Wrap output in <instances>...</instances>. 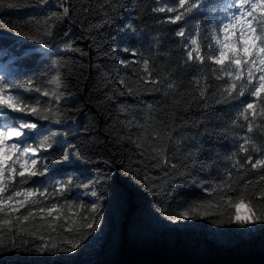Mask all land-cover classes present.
Returning a JSON list of instances; mask_svg holds the SVG:
<instances>
[{
	"label": "trees",
	"instance_id": "16d2710c",
	"mask_svg": "<svg viewBox=\"0 0 264 264\" xmlns=\"http://www.w3.org/2000/svg\"><path fill=\"white\" fill-rule=\"evenodd\" d=\"M226 2L212 0L221 7ZM177 3L3 0L0 63L7 71L0 74L20 86L19 94L28 103L39 101L40 114L49 116L37 129L39 135L27 139L32 144H51L38 154L39 160H47L51 174L33 177L27 185L49 183L54 189L57 183L71 180L73 186L57 200L99 206L95 214L84 209L82 218L87 219L72 226L63 218L52 224L53 219L37 216L22 226L46 239L51 235L59 243L75 236L65 228L84 231L83 224L95 222L99 227L91 230L88 239L100 236L102 242L90 250L80 245L69 260L64 252L35 251L41 241L28 235L16 238L17 243L28 240L27 245L12 249V234L5 228L2 235L8 247L0 246V264H264V224L257 235L247 238L243 226L228 222L234 209L215 206L223 205L219 200L223 193L218 190L210 196L204 191L227 181L226 173L231 171L238 189L246 180L254 182L245 195L264 211V201L255 198V192L264 188V182L255 181L264 173L247 171L239 179L246 170L237 173L230 159L236 153L243 162L238 146L247 133L233 127L232 120L246 98L217 103L223 84L210 73L211 86L204 99L199 97L192 81L197 69L185 63L184 41L175 35L180 25L166 19L174 13L152 11ZM63 7L69 8L66 17ZM218 18L223 17L218 14ZM204 19L189 18L185 27L192 31L196 20ZM66 44L72 50H66ZM56 78L58 84L52 82ZM153 79L159 82L153 84ZM29 80L42 91L55 92L59 101L26 91ZM45 108L51 111L45 113ZM257 122L264 126V120ZM247 135L264 145L260 129ZM154 149L163 150V156ZM164 158L168 163L162 162ZM227 195L236 197L238 191ZM209 200L210 208L197 204L199 218H167ZM206 211L214 215L203 216Z\"/></svg>",
	"mask_w": 264,
	"mask_h": 264
},
{
	"label": "snow or ice",
	"instance_id": "6c2138e0",
	"mask_svg": "<svg viewBox=\"0 0 264 264\" xmlns=\"http://www.w3.org/2000/svg\"><path fill=\"white\" fill-rule=\"evenodd\" d=\"M2 5L3 0H0V6ZM152 11L174 13L166 19L172 24L180 25L175 30V35L184 41L185 63L197 69V74L192 77V81L198 87L199 97L204 99L211 86L210 73L214 81L223 84L219 90L220 99L217 103L227 104L230 100L246 98L241 100L242 107L236 112L232 126L246 130L247 134L253 133L254 129H260L264 133V126L257 122L258 118L264 120V0H227L223 7L214 5L212 0H178L176 6L154 8ZM63 14L65 17L68 16V7H63ZM218 14L223 18L219 19ZM198 16H203L205 19L196 20L192 31H188L185 25L188 24L189 18L194 19ZM42 47L49 49L51 45L42 43ZM65 49L72 50V45L66 44ZM144 70L148 72L147 60L144 61ZM148 74L152 75L151 72ZM52 82L58 84L59 79L56 78ZM151 82L156 84L159 81L153 79ZM19 87L12 79L0 74V217H2L0 218V246L8 247L4 244L2 235L7 228L8 233L12 234L10 241L12 249L18 250L22 245H27L28 240L17 243L16 238L28 235L41 241L35 246V251L75 252L92 235L91 230L99 227L98 223L83 224L84 231L78 227L65 228L64 231L74 233L75 236L65 237L59 243L51 235L46 239L44 235H38L37 231H29L22 226L30 218L34 220L37 215L41 219H44L46 214L54 220H59L61 213L60 206L57 204L38 208L29 206L42 204L43 199L53 195L63 196L73 185L71 180L57 183L51 193L48 188L23 187L29 184L33 177L43 176L49 171L47 160H38L35 157L50 149L51 144L28 142L27 138L39 135L37 129L41 125L25 120L23 117L33 116L46 121L49 116L40 114L39 101L36 105L28 103L19 94ZM168 87L171 88L172 84L169 83ZM24 88L26 91H36L46 97L51 96L57 102L60 99L55 92L50 93L35 87V82L31 80ZM156 90L159 91V89ZM128 93L132 94L133 90L129 88ZM43 111L48 113L51 109L45 108ZM13 113L19 115H11ZM247 134L240 137L243 142L238 146V151L244 154L243 162L236 158V153L230 157L234 160L232 167L237 170V173H240L242 169L246 170L239 179H243L247 171L255 170L264 173V145L258 144L251 135ZM154 151L163 156V150L154 149ZM254 153L257 155L255 159ZM162 162L168 163L166 158ZM171 167L176 168L177 165L171 164ZM226 176L227 181L204 189L210 196L218 190L223 193L219 197L223 205L217 203L215 206L234 209V213L229 217V223L240 226L264 224V211H260L245 195L248 186L253 185L254 182L251 179L246 180L238 189L234 187L238 181L232 179V172L228 171ZM261 182H264V174L258 175L255 181L256 184ZM237 191L236 197L227 195L228 192ZM255 198L257 202L264 201V188L255 192ZM197 204L199 207L213 206L211 200L195 202L180 210L175 216H167V218L174 221L199 218L201 213L197 209ZM68 207L71 209L73 205ZM75 207L93 214L99 211L98 205L89 207L81 203ZM21 209H25L26 214L21 215ZM242 209H244L243 212ZM54 213H56L55 216H53ZM202 215L207 217L214 213L206 211ZM92 219L95 221V217ZM72 223L75 225L77 221ZM48 227L51 231H55L51 223ZM76 236L79 238H75Z\"/></svg>",
	"mask_w": 264,
	"mask_h": 264
},
{
	"label": "rangeland",
	"instance_id": "374dc122",
	"mask_svg": "<svg viewBox=\"0 0 264 264\" xmlns=\"http://www.w3.org/2000/svg\"><path fill=\"white\" fill-rule=\"evenodd\" d=\"M51 49V47H50ZM47 51V50H46ZM5 66L4 63H0V72H3L5 73L7 71V69H5ZM25 120H29L28 116H25L23 117ZM38 124L40 125H43V123H45V121H36ZM36 159L39 160V157L38 155L35 157ZM51 172L48 171L45 175L43 176H48L50 175ZM25 187H32V188H40V189H44V188H48L49 189V192L51 193L53 188L50 186L49 183H45V184H42V185H27ZM57 195H53L51 196L50 198L48 199H43V202L42 204H39V205H30L29 207L31 208H38V207H49L51 206L52 204H57L60 206V213H61V218H63L64 220H68L69 221V226H72L74 225L72 223V221H77V223H80V221L82 220V217L84 215V209H79L77 207H75L76 205H79V204H75L74 202H69V203H65L64 201H61V200H57L56 198ZM68 205H73V207L71 209H69ZM23 210V209H21ZM76 213H79V215H76ZM93 214V213H92ZM56 213L53 214V216H55ZM37 217H40L39 215H37ZM48 218H51L53 219V217H48L46 214H44V219H48ZM56 220H52L51 223L53 224ZM239 226V225H238ZM245 231H246V236L247 238H250L253 234L257 235L258 234V230L260 229V223H257V224H252V225H247V226H243ZM79 237H77L78 239ZM101 239H100V236L96 237V238H92V239H88L86 241H84L81 246H84L86 247L88 250L90 249H93L94 247H97L101 244ZM77 252V250L75 251ZM66 253L65 254V257L66 258H69L72 259L71 257V252H64Z\"/></svg>",
	"mask_w": 264,
	"mask_h": 264
},
{
	"label": "bare ground",
	"instance_id": "6f19581e",
	"mask_svg": "<svg viewBox=\"0 0 264 264\" xmlns=\"http://www.w3.org/2000/svg\"><path fill=\"white\" fill-rule=\"evenodd\" d=\"M244 211V209H242V212Z\"/></svg>",
	"mask_w": 264,
	"mask_h": 264
}]
</instances>
